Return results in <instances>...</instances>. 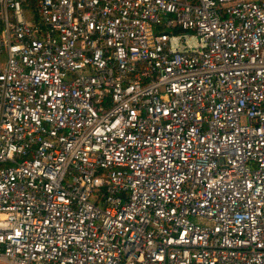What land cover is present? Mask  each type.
I'll use <instances>...</instances> for the list:
<instances>
[{"label": "built area", "instance_id": "2783aa9c", "mask_svg": "<svg viewBox=\"0 0 264 264\" xmlns=\"http://www.w3.org/2000/svg\"><path fill=\"white\" fill-rule=\"evenodd\" d=\"M0 262L264 264V0H0Z\"/></svg>", "mask_w": 264, "mask_h": 264}, {"label": "rangeland", "instance_id": "374dc122", "mask_svg": "<svg viewBox=\"0 0 264 264\" xmlns=\"http://www.w3.org/2000/svg\"><path fill=\"white\" fill-rule=\"evenodd\" d=\"M183 33H184L183 31H179L176 35L183 34ZM182 40H184V43H185L186 45H191V44H193V40H191V39H189V38H187V37L182 38ZM0 264H6V263L0 262Z\"/></svg>", "mask_w": 264, "mask_h": 264}, {"label": "trees", "instance_id": "16d2710c", "mask_svg": "<svg viewBox=\"0 0 264 264\" xmlns=\"http://www.w3.org/2000/svg\"><path fill=\"white\" fill-rule=\"evenodd\" d=\"M26 1V4H28L29 6H32L34 0H25Z\"/></svg>", "mask_w": 264, "mask_h": 264}]
</instances>
